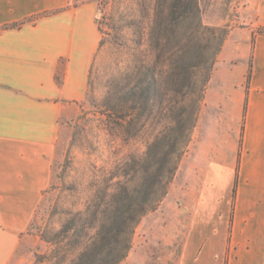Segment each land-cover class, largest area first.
<instances>
[{
  "label": "crops",
  "instance_id": "crops-1",
  "mask_svg": "<svg viewBox=\"0 0 264 264\" xmlns=\"http://www.w3.org/2000/svg\"><path fill=\"white\" fill-rule=\"evenodd\" d=\"M256 2L255 14L264 27V0ZM96 3L0 0V264L19 262L22 235L47 185L60 125L86 97L101 38ZM245 99L241 172L249 183L246 199L239 201L250 212L234 217L233 231L240 236L237 241L233 233L235 256L227 264H260L262 220L253 208L264 193V35L252 40L246 29L230 31L224 41L193 130L194 143L180 163V170L193 164L198 180L179 187L176 211L167 215L163 210L159 231L150 232L144 243L147 249L134 246L127 262L225 264L231 196L220 177L223 171L234 172V166L225 152L231 136L219 134L218 126L237 127ZM166 202L152 215H159Z\"/></svg>",
  "mask_w": 264,
  "mask_h": 264
},
{
  "label": "trees",
  "instance_id": "trees-1",
  "mask_svg": "<svg viewBox=\"0 0 264 264\" xmlns=\"http://www.w3.org/2000/svg\"><path fill=\"white\" fill-rule=\"evenodd\" d=\"M108 26L119 48L134 47L129 64L106 85L99 112L126 138H145V150L119 163L107 180L111 192L98 191L83 210L68 212L59 230L41 237L50 247L37 264H120L126 258L135 226L167 193L228 35L203 24L201 0H136ZM104 43L102 36L97 51ZM250 74L251 64L248 80Z\"/></svg>",
  "mask_w": 264,
  "mask_h": 264
},
{
  "label": "rangeland",
  "instance_id": "rangeland-1",
  "mask_svg": "<svg viewBox=\"0 0 264 264\" xmlns=\"http://www.w3.org/2000/svg\"><path fill=\"white\" fill-rule=\"evenodd\" d=\"M256 1L201 0L203 24L227 31L228 34L232 30L246 29L251 32L253 40V36L264 28L255 14ZM135 3L136 0H99V2L97 0L96 21L102 32L100 34L101 37H105V43L96 52L90 66L85 99L78 104V108L73 112L70 111L69 118H65L60 125L47 185L40 191L36 211L28 229L22 235L21 253L17 264H37V259L46 255L50 247L42 241L41 237L52 235L59 230L61 223L67 217V213L83 210L86 202L98 194V191L106 190V193L111 192L109 188L111 182L107 180L111 178L110 176L117 173L116 168L119 163L127 160L131 155H139L145 150V138L140 136L126 138L121 130L118 129V126L116 127L115 124L106 121L99 112V102L105 92L106 85L111 81L112 77L115 78L119 74L126 64H129L132 58L131 47H134L132 42V44H129V50L119 48L114 37H112L113 32L108 24L110 25L112 20H117L126 8L128 11ZM117 6H119L118 11L116 10ZM130 16L136 17L137 15L132 13ZM127 36L131 39L132 32L127 31ZM237 37L239 38V36ZM223 45L224 42L222 47ZM219 54L220 52L216 57L215 63ZM250 58L251 55L249 54V66L244 79L246 91L249 83ZM211 76L212 73L210 78ZM245 106L246 99L237 127L230 128L225 123L218 126L219 134L223 135L226 133L231 136V140L225 144L227 157L225 159L227 162L232 161L234 166V172L223 171L220 177L223 187L228 184L227 191H230L231 196L225 264H227L228 258L235 256L236 244L235 238L233 239L234 217L237 215L238 219L243 216L246 218L245 215L248 216V212H250L248 206L241 204L239 201L242 197L246 199L249 183L243 179L244 174L241 172V159L244 154L243 117ZM193 130L190 142L184 150L173 178L168 185L166 195L135 226L128 254L134 246H142L143 250L147 249V245H144V243L148 242L150 232H153V230L155 232L159 231L161 224L157 220H160V217L164 214L163 210H165L167 215H171V212H169L171 209L176 211V200L180 197L179 187H182V185L187 186L189 182L198 180V173H195L196 168L193 164L187 162L188 164L186 163L187 165L180 170L181 161L186 159L188 156L186 153H188L191 143H194V141L192 142ZM234 188L235 193L233 194ZM165 199H167L166 203L168 205H165V209H162L159 215L153 216L152 213L160 210ZM222 208L223 206L218 207V209ZM253 209L255 210L253 212L256 215H260L262 220L261 238L257 247L261 255L260 264H264V193ZM234 234L238 241L240 235L238 232ZM128 254L120 264H132L134 262L132 258L130 261H126Z\"/></svg>",
  "mask_w": 264,
  "mask_h": 264
}]
</instances>
